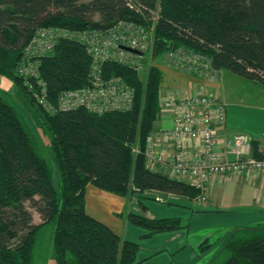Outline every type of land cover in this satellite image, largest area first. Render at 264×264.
<instances>
[{
    "label": "trees",
    "instance_id": "1",
    "mask_svg": "<svg viewBox=\"0 0 264 264\" xmlns=\"http://www.w3.org/2000/svg\"><path fill=\"white\" fill-rule=\"evenodd\" d=\"M120 22L153 28L154 61L185 49L205 58L213 73L228 71L264 86V0H0V75L36 107L50 134L59 176L56 186L31 129L0 95V264H35L40 233L49 224L52 238L43 264H139V244L123 240L87 212L89 185L127 198L147 191L190 200L201 194L185 181L146 167L144 151L161 111L160 67H152L144 83L130 68L106 64L105 77L123 78L134 88L135 102L128 112L105 115L85 109L48 114L17 73L25 49L42 28L106 31ZM91 64L84 46L59 41L41 61L52 102L64 91L86 86ZM26 203L42 224L33 223ZM118 217L147 230L142 240L189 227L180 218L148 219L129 212ZM230 231L204 264H264V223ZM215 242L205 241L200 252L210 251Z\"/></svg>",
    "mask_w": 264,
    "mask_h": 264
},
{
    "label": "built area",
    "instance_id": "2",
    "mask_svg": "<svg viewBox=\"0 0 264 264\" xmlns=\"http://www.w3.org/2000/svg\"><path fill=\"white\" fill-rule=\"evenodd\" d=\"M129 6L134 9L132 4ZM61 40H72L84 46L92 64L89 83L82 88L62 92L53 103L48 83L41 74V61L52 54ZM149 40L150 33L146 27L128 22H120L106 31L71 32L58 27L42 28L25 49L17 73L24 80L30 97L48 114L79 109L97 115L128 112L134 106L135 90L121 77H105L104 66L113 62L140 74L149 61V51L152 55ZM171 55L177 68L190 75L217 77L211 72L209 62L200 55L185 49L174 50ZM160 109L171 111L173 122L170 128L156 131L148 137L144 151L148 169L166 166L168 176L198 189L203 200L214 178L251 171L264 173V148L261 150L263 157L258 158L250 135L235 133L227 139L220 135L227 130V112L223 103L203 92L178 96L168 94L160 100ZM192 145L197 147V155L188 149ZM165 146L172 149L173 154L164 153ZM135 152L140 153V150ZM226 153L234 155L235 160L224 159L223 154Z\"/></svg>",
    "mask_w": 264,
    "mask_h": 264
},
{
    "label": "crops",
    "instance_id": "3",
    "mask_svg": "<svg viewBox=\"0 0 264 264\" xmlns=\"http://www.w3.org/2000/svg\"><path fill=\"white\" fill-rule=\"evenodd\" d=\"M167 71H163L165 83L162 85L161 94H172L171 91L178 95L203 92L226 107L227 130L220 134L223 138L244 133L252 137L254 145L264 143V105L254 107L248 105L244 99L228 100L223 86L228 71L217 73L215 83L189 74L180 78L172 69ZM168 74L172 80L166 83ZM175 74L178 75L177 79H174ZM180 81L185 83L184 88ZM172 119L171 111L161 109L154 132L170 128ZM163 149L167 155L173 154L172 149L166 146ZM188 149L194 155L197 153V147L193 145ZM223 155L228 161L235 160L232 154ZM155 171L167 175L166 166L160 165ZM86 195V208L90 216L107 225L123 240L139 244V264H204L208 253L200 252L199 249L211 234L215 233V248L230 236L231 228L264 223V173L256 171L214 178L209 183L205 200L200 197L190 200L170 194L168 200L162 202L158 200L159 192L156 191L127 198L102 191L93 185H89ZM140 204L147 208L146 212L141 209ZM125 212L148 219L180 218L189 221V227L159 233L142 240L148 231L118 217V214ZM50 264H54V261Z\"/></svg>",
    "mask_w": 264,
    "mask_h": 264
},
{
    "label": "rangeland",
    "instance_id": "4",
    "mask_svg": "<svg viewBox=\"0 0 264 264\" xmlns=\"http://www.w3.org/2000/svg\"><path fill=\"white\" fill-rule=\"evenodd\" d=\"M160 12V7L152 13L153 15V22H156L158 20V14ZM148 32L150 33V44L149 49H153V42H154V33L153 28H149ZM172 55L171 53H167L163 55L160 59L157 61H154L153 58L150 56V51L148 53V62L144 68V70L139 74L140 79L142 82L146 83L148 79L149 71L152 67H160L162 70L164 79L162 82V85L165 83V74L163 71H167L168 69H172L175 71V73H178L179 77L182 78V75L189 74L187 71H183L180 68H177L175 63L172 61ZM110 63V62H108ZM106 63V64H108ZM105 64V65H106ZM168 72V71H167ZM170 74V73H169ZM167 77V82L171 81L172 79ZM175 74L174 79L178 76ZM190 75V74H189ZM225 77V80L223 81V86L225 88V95L227 96L228 100H243L251 106L254 107H261L264 105V86L238 77L234 74H231L227 72ZM178 78V77H177ZM176 78V79H177ZM206 80L211 81L214 83L217 81V77L210 76L205 77ZM180 84L183 85V88L185 87V83L183 81H180ZM134 89V88H133ZM176 90V89H175ZM174 96H178V93L176 94L175 91H171ZM162 92L160 100H162L166 94ZM0 95L13 107H15L19 113L21 114L23 120L28 125V127L31 129V132L35 138V141L40 147V150L43 154V157L47 161L52 175H53V182L56 186L59 185V176L58 172L54 163V154L52 152L51 146H50V134L48 133L46 127L43 124V121L40 118V114L36 111V107H34L27 99L23 97L21 92H19L17 86L14 84V82L5 77L0 75ZM254 150L258 152L260 157L262 155L261 150L264 148V143H257L254 145ZM198 198V197H197ZM26 207L28 210L33 214V223L34 224H42L43 220L39 213L31 207L30 203H26ZM141 207V206H140ZM52 231H53V224L46 225L43 230L40 233V240L39 242L42 244L41 246L38 244V247L36 249V255H35V264H43V259L46 256V249L48 248L49 244L51 243L52 238ZM215 234V233H214ZM211 234L210 238L206 240L207 242H213L215 235ZM218 246L215 248H212L210 251H206L208 253L209 257L213 250H215Z\"/></svg>",
    "mask_w": 264,
    "mask_h": 264
},
{
    "label": "water",
    "instance_id": "5",
    "mask_svg": "<svg viewBox=\"0 0 264 264\" xmlns=\"http://www.w3.org/2000/svg\"><path fill=\"white\" fill-rule=\"evenodd\" d=\"M123 49L129 51V52H133V53H138V51H134L130 48L127 47H122ZM158 200L162 201V202H166L168 200V194L165 193H159L158 195Z\"/></svg>",
    "mask_w": 264,
    "mask_h": 264
}]
</instances>
